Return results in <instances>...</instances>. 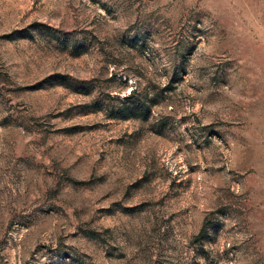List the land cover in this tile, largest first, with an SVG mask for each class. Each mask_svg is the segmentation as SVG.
Segmentation results:
<instances>
[{
	"label": "rangeland",
	"instance_id": "374dc122",
	"mask_svg": "<svg viewBox=\"0 0 264 264\" xmlns=\"http://www.w3.org/2000/svg\"><path fill=\"white\" fill-rule=\"evenodd\" d=\"M0 264H264V0H0Z\"/></svg>",
	"mask_w": 264,
	"mask_h": 264
},
{
	"label": "trees",
	"instance_id": "16d2710c",
	"mask_svg": "<svg viewBox=\"0 0 264 264\" xmlns=\"http://www.w3.org/2000/svg\"><path fill=\"white\" fill-rule=\"evenodd\" d=\"M128 99H130V98H125L126 101H128ZM138 109L136 107L132 106V105L127 104V102H126L122 106V108L120 110V113L118 115V118L120 120H124V121L129 120V119H132V118H136L137 117V113H138L137 111H139ZM203 231H204V229H202L200 231V233L198 235V238L202 237Z\"/></svg>",
	"mask_w": 264,
	"mask_h": 264
}]
</instances>
